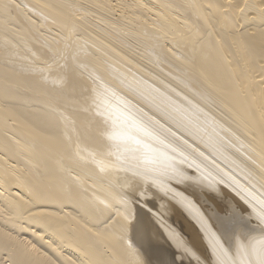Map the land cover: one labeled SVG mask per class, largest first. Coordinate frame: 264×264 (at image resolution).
<instances>
[{
    "label": "bare ground",
    "instance_id": "obj_1",
    "mask_svg": "<svg viewBox=\"0 0 264 264\" xmlns=\"http://www.w3.org/2000/svg\"><path fill=\"white\" fill-rule=\"evenodd\" d=\"M0 264H264V0H0Z\"/></svg>",
    "mask_w": 264,
    "mask_h": 264
},
{
    "label": "rangeland",
    "instance_id": "obj_2",
    "mask_svg": "<svg viewBox=\"0 0 264 264\" xmlns=\"http://www.w3.org/2000/svg\"><path fill=\"white\" fill-rule=\"evenodd\" d=\"M227 199V198H226ZM217 212V209L214 210L213 207H206L204 210H203V213L208 217L210 218L213 214H215Z\"/></svg>",
    "mask_w": 264,
    "mask_h": 264
}]
</instances>
